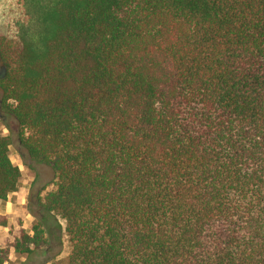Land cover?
Segmentation results:
<instances>
[{
	"label": "trees",
	"instance_id": "1",
	"mask_svg": "<svg viewBox=\"0 0 264 264\" xmlns=\"http://www.w3.org/2000/svg\"><path fill=\"white\" fill-rule=\"evenodd\" d=\"M23 1L1 107L56 180L0 264L60 241L56 216L52 264H264V0ZM12 144L0 126L1 200Z\"/></svg>",
	"mask_w": 264,
	"mask_h": 264
},
{
	"label": "rangeland",
	"instance_id": "2",
	"mask_svg": "<svg viewBox=\"0 0 264 264\" xmlns=\"http://www.w3.org/2000/svg\"><path fill=\"white\" fill-rule=\"evenodd\" d=\"M26 10L23 0H0V27L11 33H17L20 22L29 23V15ZM3 65L0 58V76L3 74ZM1 95L3 93L0 89V126L3 128L4 134H10L13 138L10 156L14 163L20 167L22 173L18 190L11 193L7 200L0 199V213L10 215L8 226H0V247H3L6 245L11 226L23 227L32 233L33 224L40 222L42 212H44L38 205V196H44L47 191L55 188L56 175L53 169L46 164H29L30 160L28 156L23 155L24 150L18 140L17 121L13 117H6L5 111L1 107ZM49 224L55 235L59 234L60 241L54 242L50 247L44 245L36 248L23 256L12 250L10 261L7 264H52L58 259L65 260L70 251L68 239L64 233L65 222L56 216L50 218ZM58 226L61 230H58ZM46 237L49 240L47 234Z\"/></svg>",
	"mask_w": 264,
	"mask_h": 264
},
{
	"label": "flooded vegetation",
	"instance_id": "3",
	"mask_svg": "<svg viewBox=\"0 0 264 264\" xmlns=\"http://www.w3.org/2000/svg\"><path fill=\"white\" fill-rule=\"evenodd\" d=\"M3 70H4V67H3Z\"/></svg>",
	"mask_w": 264,
	"mask_h": 264
}]
</instances>
